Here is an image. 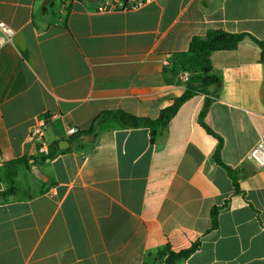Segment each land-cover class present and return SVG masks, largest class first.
Here are the masks:
<instances>
[{
  "label": "crops",
  "instance_id": "0c3cea01",
  "mask_svg": "<svg viewBox=\"0 0 264 264\" xmlns=\"http://www.w3.org/2000/svg\"><path fill=\"white\" fill-rule=\"evenodd\" d=\"M102 2L0 0V21L15 31L0 48L1 153L5 163L26 159L16 194L0 202V264H165L159 251L194 243L176 264H264V167L249 159L264 143V64L250 37L211 54L220 86L186 101L154 142L147 128L84 133L104 111L156 119L198 84L200 72L173 68L194 37L220 28L264 41V0L100 13ZM207 100L205 123L232 175L199 124ZM40 117H54L52 159L29 139ZM68 127L81 136L71 141Z\"/></svg>",
  "mask_w": 264,
  "mask_h": 264
},
{
  "label": "trees",
  "instance_id": "16d2710c",
  "mask_svg": "<svg viewBox=\"0 0 264 264\" xmlns=\"http://www.w3.org/2000/svg\"><path fill=\"white\" fill-rule=\"evenodd\" d=\"M250 37L261 50V61L264 64V41L255 39L246 33H230L224 29L209 30L204 36L194 37L189 45V49L185 52L174 55L173 68L181 71H188L192 73H201V79L198 84H188L185 93L177 97L174 103L161 110L158 118L152 119L148 117L136 116L131 113L114 110L104 111L96 117L93 126L85 134L96 137L99 131L111 129L115 126L129 129V128H147L150 131L151 142L164 133L172 118L177 114L180 107L189 99L205 90L211 85L220 86L219 78L212 72V64L210 56L216 51H230L238 47L240 42L245 38ZM210 106L209 100L206 101L204 108L199 116V124L206 129V131L219 139V144L215 152V160L218 165L224 167L229 174L232 175L230 167L226 166L220 158V150L222 147V139L215 134L205 123V116ZM82 133L74 136L71 141L79 138ZM59 151V144L56 142L51 146L50 159H52ZM26 159H16L6 162L4 165V181L8 183V188L0 192V202L6 201L9 197L16 194L15 178L17 176V166L25 163ZM213 228L217 227L218 209L212 211ZM199 247L198 243H194L190 248L179 252L171 251L169 246L156 254V259L163 260L165 264H176L177 262L187 259Z\"/></svg>",
  "mask_w": 264,
  "mask_h": 264
},
{
  "label": "built area",
  "instance_id": "2783aa9c",
  "mask_svg": "<svg viewBox=\"0 0 264 264\" xmlns=\"http://www.w3.org/2000/svg\"><path fill=\"white\" fill-rule=\"evenodd\" d=\"M157 0H103L98 6L97 11L100 13H111L118 11L136 10L142 8L148 4H151ZM15 31L6 23L0 21V48L4 45L12 43L14 40ZM164 65H169L167 60L164 61ZM184 81L189 80V73L184 72L182 75ZM54 117H40L37 125L32 129L30 133V141L37 146V153L42 157H50L52 144L46 139V130L50 125L51 120ZM66 134L69 137H74L79 134V130L76 127H68ZM249 159L252 160L256 166L264 167V143L261 141L258 145L252 149L249 154ZM5 161L2 158L1 146H0V167H4Z\"/></svg>",
  "mask_w": 264,
  "mask_h": 264
},
{
  "label": "water",
  "instance_id": "95a60500",
  "mask_svg": "<svg viewBox=\"0 0 264 264\" xmlns=\"http://www.w3.org/2000/svg\"><path fill=\"white\" fill-rule=\"evenodd\" d=\"M62 143H68L67 141H62L61 143H60V147H61V149H63L64 147L62 146Z\"/></svg>",
  "mask_w": 264,
  "mask_h": 264
}]
</instances>
